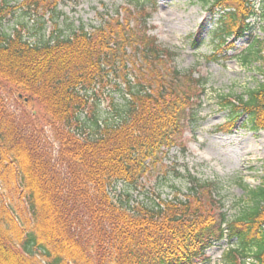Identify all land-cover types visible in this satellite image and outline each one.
<instances>
[{
	"label": "trees",
	"instance_id": "obj_1",
	"mask_svg": "<svg viewBox=\"0 0 264 264\" xmlns=\"http://www.w3.org/2000/svg\"><path fill=\"white\" fill-rule=\"evenodd\" d=\"M52 1L0 0V264H195L222 239L236 240L222 264H264V186L232 220L214 218L210 183L191 176L185 194L130 204L161 149L178 143L180 73L161 65L174 54L147 36L148 17L138 37L109 16L89 30L55 25L63 0ZM205 4L218 18L209 35L217 51L251 38L256 16L264 26V0L259 9L251 0ZM250 41L243 66L260 59ZM261 77L234 102L220 99L229 123L245 116L249 131L264 132ZM116 184L124 194L114 200Z\"/></svg>",
	"mask_w": 264,
	"mask_h": 264
},
{
	"label": "rangeland",
	"instance_id": "obj_2",
	"mask_svg": "<svg viewBox=\"0 0 264 264\" xmlns=\"http://www.w3.org/2000/svg\"><path fill=\"white\" fill-rule=\"evenodd\" d=\"M205 1L156 0V6L152 7L151 0H63L58 5L63 17L55 25L63 21L65 25H84L89 30L109 16L120 23L123 34L129 35L132 31V35L138 37V33H142L139 27L148 17L147 36L174 54L163 59L161 65L172 72L174 78L173 72L180 73L177 87L183 102L180 105V135L178 144L164 151L154 166L150 165L139 187L128 192L130 204L147 203L158 196L171 199L177 194L176 190L180 195L185 194L186 178L191 176L210 183L214 200L210 209L214 218L223 214L232 220L249 207V192L264 186V133L249 131L243 124L244 118L238 125L229 123L231 116L220 106V99L226 97L227 102H234V97L261 83L264 26L258 16L249 21L253 27L251 38L261 45L260 59L243 66L239 57L248 51L251 38L231 40L221 51L214 49L215 43H211L209 35L216 28L218 18L209 13ZM141 4L144 13L138 10ZM254 4L259 9L262 0H254ZM18 20L12 17L5 26L9 28ZM50 30L48 23L45 34ZM231 45L232 50L225 49ZM213 54L216 57L212 60ZM201 79L203 87L198 85ZM108 105L109 97L102 96L103 113L108 112ZM34 110L39 111L41 118L43 113L36 105ZM254 145L259 150H248L247 147ZM122 189V184L110 189L114 200L124 194ZM235 246V239L213 243L204 259L195 264H222L224 252Z\"/></svg>",
	"mask_w": 264,
	"mask_h": 264
},
{
	"label": "bare ground",
	"instance_id": "obj_3",
	"mask_svg": "<svg viewBox=\"0 0 264 264\" xmlns=\"http://www.w3.org/2000/svg\"><path fill=\"white\" fill-rule=\"evenodd\" d=\"M248 148V150L250 149L251 151H257V150H259L258 149V147L256 146V145H254V146H251L250 148L249 147H247Z\"/></svg>",
	"mask_w": 264,
	"mask_h": 264
}]
</instances>
